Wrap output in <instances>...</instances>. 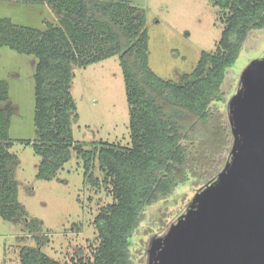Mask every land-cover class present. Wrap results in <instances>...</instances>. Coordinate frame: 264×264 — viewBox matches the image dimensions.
<instances>
[{
	"label": "trees",
	"instance_id": "trees-1",
	"mask_svg": "<svg viewBox=\"0 0 264 264\" xmlns=\"http://www.w3.org/2000/svg\"><path fill=\"white\" fill-rule=\"evenodd\" d=\"M13 1L45 3L56 16L43 29L0 17V46L35 58L32 146L41 157L36 177L53 179L74 151L86 183L104 186L112 198L93 220L97 245L91 257L61 263L41 250L37 232L42 221L29 218L17 198L18 159L9 137L14 109L7 84L0 80V217L22 223L36 239L35 246L19 250L20 264H133L132 236L144 210L189 178L202 188L229 160L233 135L228 111L216 104L224 106L226 72L246 37L264 28V0H210L223 23L216 47L202 51L192 71L175 79L151 69L145 13L130 0ZM114 55L123 74L130 143L93 142L86 148L72 136L71 122L77 119L70 93L73 68Z\"/></svg>",
	"mask_w": 264,
	"mask_h": 264
},
{
	"label": "rangeland",
	"instance_id": "rangeland-1",
	"mask_svg": "<svg viewBox=\"0 0 264 264\" xmlns=\"http://www.w3.org/2000/svg\"><path fill=\"white\" fill-rule=\"evenodd\" d=\"M143 9L148 32V60L160 77L175 79L190 72L202 51L211 52L221 35L223 23L218 8L210 0H130ZM0 17L14 23L43 29L56 22L52 8L45 3L0 0ZM264 57V28L246 37L222 85L227 99L238 89L240 75L254 59ZM34 56L0 46V80L7 84L13 106L9 137L10 151L17 156L14 176L17 198L29 218L42 221L41 250L58 260L69 262L79 256L91 257L97 245L93 220L99 208L112 201L104 186L93 187L83 176L81 159L74 151L51 180L36 177L41 157L34 153ZM70 93L76 105L77 119L71 122L75 141L90 148L93 142L129 145V112L122 69L116 55L74 67ZM215 105V104H214ZM94 173L100 176L97 167ZM200 183L192 178L178 184L173 192L148 206L132 236L133 264H146L150 241L162 236L190 204ZM36 233V234H37ZM36 239L24 225L0 217V264H20L19 250L35 246Z\"/></svg>",
	"mask_w": 264,
	"mask_h": 264
},
{
	"label": "water",
	"instance_id": "water-1",
	"mask_svg": "<svg viewBox=\"0 0 264 264\" xmlns=\"http://www.w3.org/2000/svg\"><path fill=\"white\" fill-rule=\"evenodd\" d=\"M238 85L227 102L229 160L151 239L146 264H264V57Z\"/></svg>",
	"mask_w": 264,
	"mask_h": 264
}]
</instances>
